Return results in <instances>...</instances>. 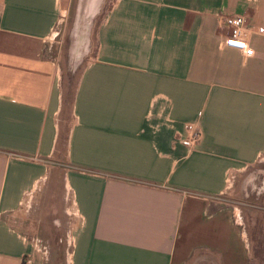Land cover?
Returning <instances> with one entry per match:
<instances>
[{
    "label": "crops",
    "instance_id": "obj_1",
    "mask_svg": "<svg viewBox=\"0 0 264 264\" xmlns=\"http://www.w3.org/2000/svg\"><path fill=\"white\" fill-rule=\"evenodd\" d=\"M67 13L74 63L91 32L95 47L62 157L46 46ZM236 13L253 48L244 58L221 44ZM185 121L200 129L190 150L178 141ZM262 151L264 0H0V264H41L11 221L63 159L90 168L64 175L77 215L70 264H264V191L226 185Z\"/></svg>",
    "mask_w": 264,
    "mask_h": 264
},
{
    "label": "rangeland",
    "instance_id": "obj_2",
    "mask_svg": "<svg viewBox=\"0 0 264 264\" xmlns=\"http://www.w3.org/2000/svg\"><path fill=\"white\" fill-rule=\"evenodd\" d=\"M107 2L105 3V5ZM53 27L47 39V56L57 64V84L60 90V107L57 115L58 133L55 141L56 153L65 157L68 133L74 122L72 100L75 86L84 62L91 56L95 47L94 34L91 32L89 47L83 58L74 63L68 53L69 14ZM97 18L92 26L95 27ZM69 168L84 172L90 168L61 161L60 164L49 165L35 182V189L22 199V205L12 218L15 225L30 244L32 252L41 264H70V253L77 215L72 208V191L64 185V175ZM235 170L227 171L226 185L252 187L251 191H264V151L257 159ZM264 193V192H263ZM253 201H258V196ZM250 197V194L248 195ZM238 200V199H236ZM251 233V231H249ZM254 253L261 248L259 241L254 244ZM261 252V251H260ZM260 254V253H258ZM253 264H261L260 258L252 259Z\"/></svg>",
    "mask_w": 264,
    "mask_h": 264
},
{
    "label": "built area",
    "instance_id": "obj_3",
    "mask_svg": "<svg viewBox=\"0 0 264 264\" xmlns=\"http://www.w3.org/2000/svg\"><path fill=\"white\" fill-rule=\"evenodd\" d=\"M227 33L221 39V44L237 49L241 57L253 54V48L245 38L247 30L246 19L242 14H231L224 17ZM200 139V129L197 121H185L182 123V132L178 135V141L188 150L192 149Z\"/></svg>",
    "mask_w": 264,
    "mask_h": 264
}]
</instances>
